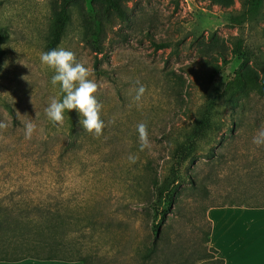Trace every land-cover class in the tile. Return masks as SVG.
<instances>
[{"label":"rangeland","instance_id":"obj_1","mask_svg":"<svg viewBox=\"0 0 264 264\" xmlns=\"http://www.w3.org/2000/svg\"><path fill=\"white\" fill-rule=\"evenodd\" d=\"M113 1L121 15L106 0H0V257L161 264L204 248L207 207L264 206V0ZM59 48L100 85L99 137L76 110L62 125L44 112L63 93L40 55ZM154 173L176 198L143 260L162 212L135 198Z\"/></svg>","mask_w":264,"mask_h":264},{"label":"clouds","instance_id":"obj_2","mask_svg":"<svg viewBox=\"0 0 264 264\" xmlns=\"http://www.w3.org/2000/svg\"><path fill=\"white\" fill-rule=\"evenodd\" d=\"M43 65L54 70L51 78L52 85L59 84L63 98H51L44 109L47 118L54 124L62 125L65 121V112L76 110L80 117L82 127L96 137L103 134L105 122L101 118L103 105L97 99L100 85L93 79V71L77 59L76 54L64 48L53 49L40 55ZM145 92L143 85L136 90L135 99L139 101ZM38 116L39 114L36 113ZM25 136L31 138L37 131V125L32 121L24 122ZM7 124L0 122V128H6ZM140 140V150L150 147L147 125L140 123L137 126ZM253 143L257 146L264 144V129L253 137ZM131 163H135L136 156L128 157Z\"/></svg>","mask_w":264,"mask_h":264},{"label":"crops","instance_id":"obj_3","mask_svg":"<svg viewBox=\"0 0 264 264\" xmlns=\"http://www.w3.org/2000/svg\"><path fill=\"white\" fill-rule=\"evenodd\" d=\"M208 245L223 264H264V206L216 205L205 209ZM0 264H82L79 260L22 257Z\"/></svg>","mask_w":264,"mask_h":264},{"label":"trees","instance_id":"obj_4","mask_svg":"<svg viewBox=\"0 0 264 264\" xmlns=\"http://www.w3.org/2000/svg\"><path fill=\"white\" fill-rule=\"evenodd\" d=\"M106 2L108 7L114 9L118 15L120 14L119 8L117 7V5L114 3L113 0H106ZM99 30H100L99 23L94 19V35H97ZM3 37H4L3 34L0 32V39H2ZM154 46L155 48H163L166 46V43L160 42L154 44ZM91 47L93 48L94 51H97V43H95V41L91 42ZM1 51L2 50L0 49V54ZM93 68L95 72H98V66L95 59L93 62ZM184 159H185L184 157L181 158L180 162H183ZM148 175H149V182L147 183V185H144L142 193L137 194V196H141V198L137 197L135 199H137L136 201L139 200V203H141L142 208L147 207L148 211L145 213L146 215H151L154 218L155 216H157L159 212H162V214L160 220L157 223H154L153 220L151 221L149 228L153 234V240L150 242L148 246L145 247L144 254L142 255L143 260L148 259L158 250L157 239L159 233L161 232L160 224L161 222H163V219L165 218L164 214H166L169 211L170 205L174 202L176 198L175 188L172 189L170 184H165L163 186H160L155 173ZM173 182L175 181H172V183ZM161 205H162V209L160 208ZM227 205H232V204H227ZM205 220H206V230L204 232V244H205V246H203L204 248L200 252H198L196 256L192 257L190 254L185 255L183 252L177 250V248L174 247L172 248L170 254L164 259H162L161 264H223V260L218 256H216V250L208 245L210 225H209V221L206 218ZM23 257H36V256H23ZM40 258L79 260L81 261L82 264L85 263L83 257L60 258V257L46 255ZM0 259H9V258L0 257Z\"/></svg>","mask_w":264,"mask_h":264}]
</instances>
